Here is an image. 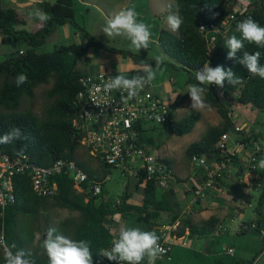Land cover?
Here are the masks:
<instances>
[{
	"label": "trees",
	"instance_id": "16d2710c",
	"mask_svg": "<svg viewBox=\"0 0 264 264\" xmlns=\"http://www.w3.org/2000/svg\"><path fill=\"white\" fill-rule=\"evenodd\" d=\"M176 1L178 5L176 14L183 19L179 36L162 30L158 41L159 46L169 58L179 65L168 63L169 66L186 72L189 76L188 84H198L195 73L206 62H210L212 67L219 65L225 70L231 68L242 80L241 84L235 86L225 81L223 89L216 85L202 86L205 88L206 104L217 110L223 119V124L220 128L210 130L201 142L191 145L187 150L190 159L198 155L206 157L209 162L225 160L230 155H224L218 143L222 135L235 133L236 128L226 102L237 98L242 107L251 106L259 112H264V79L251 76L247 69L236 60L228 59L229 49L224 43L232 35L240 38L236 27L246 18H252L264 26V0H250L251 2L246 3L243 13L237 11L238 0ZM76 7V0H56L54 4L45 3L43 12L49 14L51 19L46 23L41 22V26H36L32 32H27L17 31V28L28 26L30 16L19 10L2 7L0 4L2 44L26 41L29 46L22 51L23 54L17 52L0 62V136L13 128H19L22 132L20 140L11 144H0V152L11 157L26 155L33 164L42 167H49L59 160H73L87 173L90 182H104L109 175V169L112 168L100 162L103 166L96 170L82 156L77 157L78 151L83 146L80 131L74 127L80 111L76 98L82 88L80 79L89 75L87 68L91 63L90 51L98 48L108 52L114 51L124 58H130L133 62L129 71L130 77L144 74L140 71L142 64H150L155 68L156 61L147 60L131 52L112 50L97 42L77 23ZM201 23L215 26L221 31L220 34L213 35L215 46L211 51L207 39L200 31ZM65 25H72L80 32L84 41L69 46L57 45L51 53H38L37 49L46 45L48 37ZM244 43L245 47L242 51L259 52L260 63L264 65V48H258L247 41ZM240 56L242 53L238 52L237 57ZM20 73H25L28 81L21 86H16L14 83L10 85L9 79ZM43 85L50 86L46 92L50 104L44 116L40 117L32 111L23 112L21 110L23 100L33 99L37 89ZM179 107L178 101L172 105L168 121L161 128L170 135L185 136L192 132L199 118L196 115H189L181 121L176 120L175 113ZM157 130L159 129L153 128L144 131L143 141L155 146L156 138L153 133ZM246 134L239 133L240 142L250 144L253 140L258 141L260 138L255 131H252L249 137ZM87 152L90 154V151L87 150ZM167 163L170 165V162L167 161ZM239 163L240 160L233 157L229 164L235 166ZM203 176L201 181L205 180V174ZM55 179L59 185V195L52 198H40L33 191L29 175H16L14 178L16 201L5 209L0 207V234L4 231L6 244H15L17 249L31 252L35 264H48V257L42 246L45 236L36 238V234L41 229L35 225L52 210H67L77 216L74 215L60 223L57 228L47 224V230L55 228L58 234L73 240L88 241L93 253V264H103L104 257L99 256V253L108 249L115 239V235L109 229V226L113 224V215L118 212L121 213L122 220L132 216L137 222L150 224L152 220L159 217L161 212L172 209L169 200L172 191L163 192L143 179L127 180L126 191L119 198L108 196L104 190L105 185L99 197L91 195L88 183L83 185L85 192H78L74 187L73 177L69 173H64ZM252 184L254 190L259 189L260 205H264V169L256 173ZM135 194L140 195L138 204L133 202ZM255 214L256 221L242 225L240 235L246 236L254 229L261 235L264 243V213L259 208L255 210ZM176 220L177 217L173 223ZM28 227H32L30 231L25 230ZM190 230L191 234L199 232L194 228ZM206 230L208 229H200V233L206 235L209 233ZM4 255L5 250L0 247V264H5ZM142 264H147V260L145 259Z\"/></svg>",
	"mask_w": 264,
	"mask_h": 264
},
{
	"label": "built area",
	"instance_id": "2783aa9c",
	"mask_svg": "<svg viewBox=\"0 0 264 264\" xmlns=\"http://www.w3.org/2000/svg\"><path fill=\"white\" fill-rule=\"evenodd\" d=\"M200 31L207 39L209 50H213L215 46L213 35H218L221 31L206 23L200 24ZM114 77L98 74L80 79L82 88L76 98L80 111L74 127L80 131L82 146L104 166L118 170L123 178L136 181L143 179L154 184L159 190L168 192L176 181L173 170L166 160L160 158L153 146L143 141L142 133L149 131L151 126H163L167 123L172 105L152 91L151 83L131 100L126 98V93H123L122 98L119 91L106 92L104 84ZM158 116H161L160 120L157 119ZM240 132L250 136L249 132L236 126L233 150L229 147L230 135L221 136L218 147L224 155H230L225 160L209 162L204 156L192 157L191 160L205 174V180L192 192L195 203L205 201L214 193L217 184L232 166L229 164L230 160L238 156L239 150H246L249 153V173L256 174L259 171V162L264 159V146L254 140L250 144L240 142ZM64 173H69L73 177L74 187L78 192H85L83 185L88 183L93 197H99L103 185L112 180L111 175H107L104 182H90L87 173L73 160H59L49 167H42L33 164L26 155L11 157L0 152V207L5 209L16 201L14 188L16 175H29L34 193L40 198H52L60 193L55 178ZM112 221L109 229L117 238L122 223L121 213L113 215ZM0 237H2L0 247L6 251L4 231ZM159 244L164 251L157 260L167 259L171 244L166 241V235L161 237ZM111 247L112 245L106 250H110ZM229 253L233 254L234 250H229ZM104 261L103 264H116L106 257Z\"/></svg>",
	"mask_w": 264,
	"mask_h": 264
},
{
	"label": "rangeland",
	"instance_id": "374dc122",
	"mask_svg": "<svg viewBox=\"0 0 264 264\" xmlns=\"http://www.w3.org/2000/svg\"><path fill=\"white\" fill-rule=\"evenodd\" d=\"M10 3L11 0H3ZM39 3V0H36ZM245 2V3H244ZM251 2L250 0H238L237 11L244 12L246 3ZM90 3L94 6L87 8H82V10H77L76 21L84 28L89 34H91L94 39L100 44L109 47L112 50L127 51L134 55L141 56L147 60L156 61L155 57L161 58V65L159 69H156V77L151 82L152 91L158 96L162 97L165 102L169 105H173L175 102L180 103V107L175 113L176 120L181 121L189 115L198 116V122L193 128L190 134L185 136L170 135L166 130L161 128L162 126H154L149 129L157 128L154 134L156 138V145L153 146L156 153L160 158L170 162L174 176L184 180L185 187L189 188L197 175H200L202 171L201 168L193 162L187 154L189 147L195 143L201 142L206 134L215 128H220L223 124V119L219 115L216 109L209 106L204 110L196 111L191 109L190 96L187 93L190 85L188 84V74L182 70L174 69L170 64H176L172 61L169 56L164 52V50L159 46L158 41L162 30L169 31L174 36H179L178 32H172L167 25V17L169 14L177 13L176 9L178 7L176 0H91ZM135 5V10L138 13V22H143L150 26L152 32L151 42L149 49H141L137 52L135 49L130 47V41L125 37L118 36L115 38H108L102 33V28L105 25L106 20L118 12L119 10ZM81 5L77 3V9H80ZM149 12V14H147ZM166 21V23H164ZM41 26V22L36 24ZM66 27H71L72 25H65ZM64 27V26H63ZM61 28V27H60ZM59 29V28H58ZM57 29V30H58ZM28 30V28H27ZM29 29L28 32H32ZM58 35H50L47 39L45 46L37 49L38 53H51L54 51V45H60L58 42ZM2 35L0 34V38ZM84 41V39H83ZM29 46L26 41L12 42L10 44L0 43V62L5 61L7 58L13 56L21 49L26 50ZM114 54L122 56L114 51ZM173 81V83H172ZM50 86H41L37 89L35 97L33 99L25 98L23 100L21 110L23 112L32 111L33 113L43 117L50 101L47 98L46 92ZM177 94L175 101H172L171 96ZM204 95V94H203ZM205 96V95H204ZM229 111H231V117L235 125H239L245 131L252 133V130L258 133L260 136L258 142L264 146V112H259L253 109L251 106L242 107L235 98L230 102H226ZM230 144L236 138V134L231 132ZM229 144V145H230ZM83 157V159L90 164L93 169H101L102 164L98 159L94 158L91 153L87 152L84 147L80 149L77 153V157ZM109 175H111L112 180L106 182L104 185L105 193L108 196L119 198L126 191L127 179L123 178L118 170L109 169ZM249 187L243 186L242 184H237L234 188L233 194L240 200L245 207V221L253 217L256 209H261L264 213V205H260L261 193L259 189L247 190ZM133 202L138 204L140 202V195L135 194L133 196ZM187 202L184 206L187 205ZM249 205L252 208H249ZM229 206V204H228ZM77 216V214H71L67 210H52L48 215L41 218L35 227L41 229L40 232L36 234V238L40 239L45 236L47 232V227L57 228L58 225L65 220ZM240 221L237 219L236 223H231L230 217L225 219L224 229H226L225 237L237 240V245H235L237 250V259H230L231 264L240 259L245 264H264V243L260 236L254 235V238L250 237H239L235 233L240 227ZM147 225V223H142ZM31 226V225H30ZM32 227L25 229L30 231ZM38 231V229H37ZM259 237V239L257 238Z\"/></svg>",
	"mask_w": 264,
	"mask_h": 264
},
{
	"label": "clouds",
	"instance_id": "9594fccd",
	"mask_svg": "<svg viewBox=\"0 0 264 264\" xmlns=\"http://www.w3.org/2000/svg\"><path fill=\"white\" fill-rule=\"evenodd\" d=\"M33 15L42 23L51 19L49 14L40 9H36ZM137 17L135 5L123 8L106 20L102 33L108 38L125 37L130 41V47L137 52L141 49L147 50L150 46L152 32L150 26L138 22ZM182 24L183 19L179 15L175 13L168 15L167 25L172 32H178ZM236 31L240 33V38L232 35L224 43L225 47L229 49L227 58L236 60L237 63L247 69L251 76H259L264 79V65L260 63V53L242 51L245 47V41L255 44L258 48H264V26L252 18H246L237 24ZM238 52H241L242 56L237 57ZM154 59L156 60V69H159L162 63L161 58L155 57ZM156 69L150 64H142L140 71L144 73L143 75L128 78L118 74L104 84V90L106 92L119 91L122 98L123 93H126V98L131 100L155 79ZM195 79L198 84L190 85L187 93L190 96L191 109L196 111L208 107L203 95L205 88L202 86L216 85L223 89L225 81L233 86L242 83L241 78L236 76L231 68L225 70L223 66L219 65L212 67L210 62L204 63L203 67L196 71ZM13 81L16 86H21L28 81V76L25 73H20L13 78ZM176 97L177 94L172 95V101H175ZM157 119L160 120L161 116H158ZM21 138V130L13 128L0 136V144H11ZM259 167L264 169V159L260 160ZM159 239L154 231L121 226L118 237L112 241L111 249L101 251L99 256L106 257L107 260L114 261L116 264H142L145 258H147V264H155V261L164 251L159 244ZM42 246L47 254L48 264H93V253L88 241L73 240L63 234H58L55 228L47 230ZM4 247L6 249L5 264H35L31 252L25 249H17L15 244H5Z\"/></svg>",
	"mask_w": 264,
	"mask_h": 264
},
{
	"label": "crops",
	"instance_id": "0c3cea01",
	"mask_svg": "<svg viewBox=\"0 0 264 264\" xmlns=\"http://www.w3.org/2000/svg\"><path fill=\"white\" fill-rule=\"evenodd\" d=\"M76 1L81 5V8H75V16L77 10L94 6V4L90 3L91 0ZM55 2L56 0H39V3L36 0H11L10 3H7L0 0L2 7L19 10L30 16L31 20L28 26L17 28V31L27 32L29 29L33 31L37 26L36 24L40 22L34 17V11L36 9L43 11L45 3L54 4ZM55 34H59L58 42L63 46L83 42L80 32L75 30L73 26L61 27L52 36ZM0 43H2V37L0 38ZM56 46L55 44L54 48ZM22 51L24 50L21 49L19 52ZM89 59L91 61L87 68L89 75L108 74L116 76L122 74L130 78L129 71L133 65L130 58H124L112 52L95 48L90 51ZM234 144L235 140L233 145L230 144V150L235 149ZM237 158L240 163L230 167L214 193L205 201L195 203L192 193L199 183H202L203 170L200 175L194 178L189 188L185 187L186 182L184 180L175 177L176 181L170 189L172 196L169 197L172 207L171 211L161 212L159 217L147 225L142 224L144 222H137L132 216H128L122 220L120 226L138 227L145 231H154L159 236V241L163 235H166V241L171 244L169 257L156 260L155 264H231L230 259H237L238 254L235 245H237L238 239L232 240L225 237V219L230 217L231 223H236L237 219L241 222L239 230L235 229L237 236L254 238V235H258L261 237L254 229L246 236L240 235L242 225L250 222L254 223L257 216L254 215L245 221V207L240 200H237L233 191L239 183L246 185V187L250 186V189L254 190L252 181L256 174L249 173L248 151L239 150ZM261 169L258 172H261ZM250 189L247 190L249 191ZM186 201H188L187 205L184 206ZM249 208H252V206L249 205ZM175 217H177V220L173 223ZM187 221L189 223H186ZM190 228L197 229L199 232L197 234L192 232L191 234ZM203 228L208 229L206 231H209V233L202 235L200 229ZM257 238L259 239V237ZM229 250H234V253L230 254ZM145 259L147 260V258ZM235 264H244V262L240 259Z\"/></svg>",
	"mask_w": 264,
	"mask_h": 264
},
{
	"label": "water",
	"instance_id": "95a60500",
	"mask_svg": "<svg viewBox=\"0 0 264 264\" xmlns=\"http://www.w3.org/2000/svg\"><path fill=\"white\" fill-rule=\"evenodd\" d=\"M147 14H149V12H147ZM13 82H14V81H13V78H10V79H9V83H10V85H12Z\"/></svg>",
	"mask_w": 264,
	"mask_h": 264
}]
</instances>
